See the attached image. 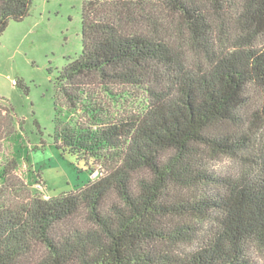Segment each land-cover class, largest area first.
Returning <instances> with one entry per match:
<instances>
[{
  "label": "trees",
  "instance_id": "16d2710c",
  "mask_svg": "<svg viewBox=\"0 0 264 264\" xmlns=\"http://www.w3.org/2000/svg\"><path fill=\"white\" fill-rule=\"evenodd\" d=\"M32 2L0 0V35ZM54 88L55 147L97 177L14 206L0 196V264L264 252V0L84 1L81 52Z\"/></svg>",
  "mask_w": 264,
  "mask_h": 264
},
{
  "label": "rangeland",
  "instance_id": "374dc122",
  "mask_svg": "<svg viewBox=\"0 0 264 264\" xmlns=\"http://www.w3.org/2000/svg\"><path fill=\"white\" fill-rule=\"evenodd\" d=\"M84 1L33 0L28 16L10 21L0 35V105L7 108L0 123V196L5 204L73 192L98 173L62 154L53 139L55 78L81 52ZM213 166L224 174L235 171L227 158ZM251 258L264 264L262 251L252 249Z\"/></svg>",
  "mask_w": 264,
  "mask_h": 264
},
{
  "label": "built area",
  "instance_id": "2783aa9c",
  "mask_svg": "<svg viewBox=\"0 0 264 264\" xmlns=\"http://www.w3.org/2000/svg\"><path fill=\"white\" fill-rule=\"evenodd\" d=\"M13 85H16V82L13 81ZM96 177H97V174H93V175L91 176V178H93V179H95ZM93 179H92V180H93Z\"/></svg>",
  "mask_w": 264,
  "mask_h": 264
}]
</instances>
